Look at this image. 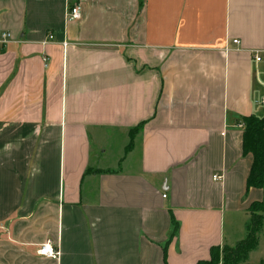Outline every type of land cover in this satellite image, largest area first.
I'll list each match as a JSON object with an SVG mask.
<instances>
[{
    "label": "crops",
    "instance_id": "0c3cea01",
    "mask_svg": "<svg viewBox=\"0 0 264 264\" xmlns=\"http://www.w3.org/2000/svg\"><path fill=\"white\" fill-rule=\"evenodd\" d=\"M7 33L0 264H197L242 241L263 199L241 125L264 116V0H0Z\"/></svg>",
    "mask_w": 264,
    "mask_h": 264
},
{
    "label": "trees",
    "instance_id": "16d2710c",
    "mask_svg": "<svg viewBox=\"0 0 264 264\" xmlns=\"http://www.w3.org/2000/svg\"><path fill=\"white\" fill-rule=\"evenodd\" d=\"M243 123V155L252 156V165L246 181L247 192L259 189L263 192V199L254 202L249 207L250 220L246 226L245 238L234 246L212 247L208 260H201L197 264H249V256L259 242L264 222V116L255 115L245 117ZM143 125L131 130V142L127 152L132 148V139L140 132ZM177 224L174 223V230Z\"/></svg>",
    "mask_w": 264,
    "mask_h": 264
},
{
    "label": "built area",
    "instance_id": "2783aa9c",
    "mask_svg": "<svg viewBox=\"0 0 264 264\" xmlns=\"http://www.w3.org/2000/svg\"><path fill=\"white\" fill-rule=\"evenodd\" d=\"M81 5L79 2H75L73 4H69L67 6V13H66V20L68 23L77 22L81 19ZM11 35L9 33L3 35L0 38V52L4 49V47L7 45L8 40L10 39ZM54 37L52 35L48 36V41H52ZM234 45H239V41H233ZM65 48L68 46V43H64ZM257 61H260L259 58H257ZM243 127V125H241ZM214 180L220 181L221 177L218 175H215L213 177ZM166 197V195H164ZM37 254L46 257L52 260H59L61 253L57 249L54 248L51 241H47L46 243L40 245Z\"/></svg>",
    "mask_w": 264,
    "mask_h": 264
},
{
    "label": "rangeland",
    "instance_id": "374dc122",
    "mask_svg": "<svg viewBox=\"0 0 264 264\" xmlns=\"http://www.w3.org/2000/svg\"><path fill=\"white\" fill-rule=\"evenodd\" d=\"M262 235V234H261ZM261 235H260V237H261ZM245 236H246V234L244 235V237H242V240L245 238ZM263 243V246H264V242H262Z\"/></svg>",
    "mask_w": 264,
    "mask_h": 264
}]
</instances>
